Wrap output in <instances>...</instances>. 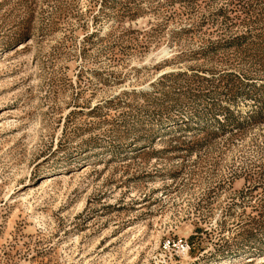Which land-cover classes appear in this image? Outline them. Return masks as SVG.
<instances>
[{
  "label": "rangeland",
  "instance_id": "rangeland-1",
  "mask_svg": "<svg viewBox=\"0 0 264 264\" xmlns=\"http://www.w3.org/2000/svg\"><path fill=\"white\" fill-rule=\"evenodd\" d=\"M0 264H264V0H0Z\"/></svg>",
  "mask_w": 264,
  "mask_h": 264
},
{
  "label": "built area",
  "instance_id": "built-area-1",
  "mask_svg": "<svg viewBox=\"0 0 264 264\" xmlns=\"http://www.w3.org/2000/svg\"><path fill=\"white\" fill-rule=\"evenodd\" d=\"M168 243H170V242H168ZM178 245L180 246L181 251L183 253H188V251H189V245H188L187 241L179 240L178 241Z\"/></svg>",
  "mask_w": 264,
  "mask_h": 264
}]
</instances>
